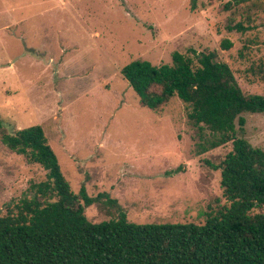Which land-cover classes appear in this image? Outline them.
Returning a JSON list of instances; mask_svg holds the SVG:
<instances>
[{"label": "rangeland", "instance_id": "rangeland-1", "mask_svg": "<svg viewBox=\"0 0 264 264\" xmlns=\"http://www.w3.org/2000/svg\"><path fill=\"white\" fill-rule=\"evenodd\" d=\"M228 1L0 0L2 131L40 125L71 191L108 193L130 222L204 223L208 206L226 204L220 171L206 161L218 165L231 143L197 155L187 106L177 96L157 113L140 106L120 70L214 51L244 94L264 95V14L251 31L227 32ZM243 117L236 136L264 151V114ZM45 179L0 141V216ZM84 214L92 223L117 217L103 202Z\"/></svg>", "mask_w": 264, "mask_h": 264}, {"label": "trees", "instance_id": "trees-1", "mask_svg": "<svg viewBox=\"0 0 264 264\" xmlns=\"http://www.w3.org/2000/svg\"><path fill=\"white\" fill-rule=\"evenodd\" d=\"M222 11L225 30L244 34L256 27L264 3L230 0ZM219 46L229 50L232 43L222 39ZM120 74L144 108L160 112L175 96L187 106L197 155L231 143L218 165L206 161L220 171L226 204L208 206L202 224L130 222L108 193L71 191L40 125L4 132L0 121L1 143L46 172L0 216V264H264V151L236 136L243 114H264V95L244 94L214 51L174 52L171 64L160 66L134 60ZM98 202L117 217L90 222L85 208Z\"/></svg>", "mask_w": 264, "mask_h": 264}]
</instances>
